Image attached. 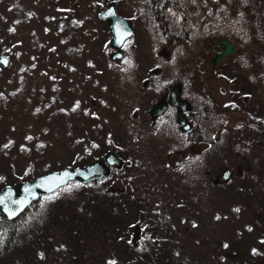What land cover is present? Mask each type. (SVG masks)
<instances>
[{
	"label": "rangeland",
	"instance_id": "1",
	"mask_svg": "<svg viewBox=\"0 0 264 264\" xmlns=\"http://www.w3.org/2000/svg\"><path fill=\"white\" fill-rule=\"evenodd\" d=\"M111 1L133 25L116 74L106 63L111 35L98 19ZM235 2L203 0L191 8L187 35L194 41L182 36L167 48L171 60L157 66L164 43L141 14L142 0H0V58L8 60L0 65V176L30 180L74 167L85 148L91 162L109 152L122 161L99 187L48 198L40 225L18 234L0 264H264V132L248 125L252 117L264 127V36L254 41L248 6L238 10ZM256 2L263 10L264 0ZM213 7L227 12L220 26ZM216 28L236 53L212 72L221 52ZM155 67L163 73L149 82ZM177 79H186L190 98L227 109L215 106L223 121L216 130L232 135L230 150L207 155L201 177L184 173L183 159L208 151V143L177 153L174 128L169 136L150 128V108L164 102L159 87ZM100 188L118 199L89 203ZM148 226L164 233L152 248L140 232Z\"/></svg>",
	"mask_w": 264,
	"mask_h": 264
},
{
	"label": "trees",
	"instance_id": "2",
	"mask_svg": "<svg viewBox=\"0 0 264 264\" xmlns=\"http://www.w3.org/2000/svg\"><path fill=\"white\" fill-rule=\"evenodd\" d=\"M202 1L203 0H142L145 10L143 9L141 14L145 17L146 20L150 22L154 36L157 37V39L159 36L164 43V45H162L161 43L159 45L160 51L157 54V58H158V63H156L157 66L160 65L162 62H164V64H167V62L171 60L172 56H171V52L167 49L168 47H171L174 44H176V41L182 38V36L186 37L187 39H190V37L187 34L191 32L190 29L191 21H192L191 8L193 10H196L198 6L202 4ZM235 4L238 5L239 7L238 10L243 9V7L246 5L248 6V8L244 9L247 12L245 14L250 16L251 24L254 28L252 30L254 36L253 39L254 41H258L257 39L258 36L259 37L260 35L264 36V12H263L264 9L262 10L260 8L256 0H236ZM213 8L218 13V15L215 17V21L218 20L217 18H219V26H220L221 21H224L222 17H226L227 12L226 11L221 12L220 7L217 8L213 7ZM208 10L209 8H206L205 12ZM178 17L179 20H177ZM211 32L215 40L223 37L220 35L221 31L219 28H216V30L213 29V31ZM261 39L262 40L260 42L264 43V38ZM192 40L194 41V39ZM182 45L183 46L185 45L184 49L190 51L189 50L190 47H186V43H183ZM108 47L111 48L110 44L108 45ZM192 57H199V55L193 54ZM124 59H125L124 55L120 60H112L110 58V55H108L106 63L112 67L114 66L112 72L116 74L120 69H124ZM215 70L216 69H213L212 72H214ZM156 71L158 72L160 71V73H163L162 68L155 67L154 71L152 72L153 74H150L148 72V78H151L149 82H152V80L155 79L156 76L161 75L158 74ZM185 80L181 83V82H177L180 81L179 79H177L169 83L168 86L161 84H160L161 86L160 85L157 86L158 87L160 86L158 91V94L161 95L160 98L167 95L170 92V90L176 85L180 86L181 99L187 101L190 108V113L187 118L188 123L191 125L190 130L186 132L181 130V126L177 122V117H176L177 112L171 106H168L167 109H165V111L157 118L155 119L150 118L149 122H150V128L156 132L161 133L163 136H169L170 135L169 129L171 128H174L176 130L175 132L179 134L178 136L181 137L179 145L176 148L177 153L181 151H187L190 149L191 145L199 142H206L209 144L210 148L208 149V151L202 153L201 152L192 153V155L190 154L191 156L189 155L183 159L184 161H186L184 166V173L187 172V170L189 169V171L190 170L194 171V176L201 177V172L203 167L205 166V160L207 155L209 157H214V158L223 156V154H225L228 150H230L229 146L226 143L230 140L232 135L228 132H223L220 134V132H217L216 130L217 128L219 129L222 127L223 121H220L221 118L217 116L215 111L216 109L215 106H217V109H222V111L225 113L227 112L226 106L222 105L221 103L215 100H213V104H211L201 96H197L196 98H190V94L188 93L187 81ZM230 82L231 80H229L228 88L233 93L234 88ZM148 87H149V83L146 88ZM156 87H154V89ZM184 87H185V91H184ZM207 104L209 107L207 106ZM200 107H203L204 109L203 112L201 111ZM210 107L213 109H211ZM225 113H223L224 117L226 116ZM63 116L64 114L62 115V117ZM136 118L137 116L136 117L132 116L133 120H135ZM248 125L258 132H264V127L263 126L261 127V124L255 118L251 117L250 120L248 121ZM232 149L235 151L238 150L239 152V149H237L236 146L235 149L233 147ZM91 153H92V149L85 148L82 151V153L80 155H77L76 158L74 159L73 162H75V166L65 167V168L73 169L77 167H84L90 164V162L93 159L89 161L86 160V158ZM190 161L192 165L188 167ZM179 165L180 163L179 164L175 163V167H179ZM55 170H57V168H55ZM47 172L51 173L49 171ZM111 172L112 171L110 170L109 175L101 178H94L86 183H82L80 181H71L65 186L59 188L57 191H55L52 194L42 195L38 200L31 202L29 206L25 209V211L15 219H8L4 214L0 212V253L9 251L12 248L15 238L18 236V234H20L23 231H27V230L30 231L33 228V226L40 225L41 223L40 217L42 215H47L46 210L49 203L48 198L55 196V199H57L60 197H64V195H69V194L72 195L75 189H79L81 187L88 185H91L93 187H99L101 181L104 180L105 182L109 179ZM40 175H44V174H40ZM40 175H37L36 177ZM36 177L30 180L20 179L18 181L17 179L15 181H9V180L7 181L6 179H4V177L0 176V191L7 186H12L19 182L31 181ZM71 185H77L79 187L72 188L69 192L66 191L67 188ZM119 194L120 193H112L110 190L105 191L104 189L100 188L99 190L96 191L95 196L89 199L88 201L90 203L93 201L94 198H97L99 200H104V203H106L105 201L108 200L115 201L118 199ZM43 199L45 200L42 201ZM140 199L144 200V197L140 196ZM108 215L109 213H107L106 217H108ZM156 224L161 225V223L159 222H156ZM142 230H140V232L142 234L143 243H147L151 248H152L151 243H158L163 238V234H164L163 230L156 231V229L153 226L143 227ZM138 242L139 241L135 243L138 244ZM75 258L76 255L73 254L72 257L73 260H71L72 263L75 262L74 261Z\"/></svg>",
	"mask_w": 264,
	"mask_h": 264
},
{
	"label": "water",
	"instance_id": "3",
	"mask_svg": "<svg viewBox=\"0 0 264 264\" xmlns=\"http://www.w3.org/2000/svg\"><path fill=\"white\" fill-rule=\"evenodd\" d=\"M114 2L109 3L108 7L99 14L98 18L102 22L108 24L111 34L110 46L114 50L110 58L112 60H120L122 57L121 47L125 40L133 34L131 24L116 12ZM217 44L223 47L220 54H216L211 64L216 66L226 56L234 54L233 46L226 41H217ZM8 60L4 57L0 58V65L6 67ZM179 87H174L169 96V103L177 107V122L182 125L183 131H188L190 124L186 122L183 111L187 107V102L180 100ZM165 108V103L161 102L153 106L149 113L152 117L162 113ZM122 161L113 153L109 152L104 156V160L91 163L84 167L73 169L65 168L59 172H51L40 175L35 179L27 182L16 183L12 186H7L0 192V212L8 219L17 218L28 207L31 202L36 201L41 195H49L65 186L71 181H80L82 183L89 182L94 178H101L109 175L110 167L120 168ZM229 172L223 173V178L227 179ZM51 189V191H49ZM9 212H13L9 216Z\"/></svg>",
	"mask_w": 264,
	"mask_h": 264
},
{
	"label": "flooded vegetation",
	"instance_id": "4",
	"mask_svg": "<svg viewBox=\"0 0 264 264\" xmlns=\"http://www.w3.org/2000/svg\"><path fill=\"white\" fill-rule=\"evenodd\" d=\"M226 41V42H228V43H230L232 46H233V48H234V54L236 53V49H235V47H234V45L232 44V42H230L227 38H225L224 36L222 37V38H220V39H216V40H214V42H215V44L216 45H218V46H220L221 47V52L220 53H222V51H223V47L221 46V45H219V44H217V41ZM220 53H217V54H220ZM233 54V55H234ZM227 57V56H226ZM225 57V58H226ZM218 65V64H217ZM216 67L217 66H215V67H212V65H211V69L213 70V69H216ZM180 90V89H179ZM181 93V92H180ZM179 98H181V95L179 96ZM182 101H185V100H183V99H181ZM185 102H187V101H185ZM164 103H165V108H164V110L165 109H167V107L170 105L168 102H165L164 101ZM187 104H188V102H187ZM171 106V105H170ZM172 108L173 109H175L176 110V112H177V107L176 106H172ZM163 110V111H164ZM163 113V112H162ZM189 113H190V108H189V104L187 105V107H186V109L183 111V114H184V117H185V119H186V121L188 122V116H189ZM161 114V113H160ZM160 114H158L157 116H156V118L158 117V116H160ZM191 126V125H190ZM191 128V127H190ZM190 128H189V130H190ZM188 130V131H189Z\"/></svg>",
	"mask_w": 264,
	"mask_h": 264
},
{
	"label": "snow or ice",
	"instance_id": "5",
	"mask_svg": "<svg viewBox=\"0 0 264 264\" xmlns=\"http://www.w3.org/2000/svg\"><path fill=\"white\" fill-rule=\"evenodd\" d=\"M49 191H51V189H49ZM0 203H3V201H0ZM13 212H9V216H12Z\"/></svg>",
	"mask_w": 264,
	"mask_h": 264
}]
</instances>
